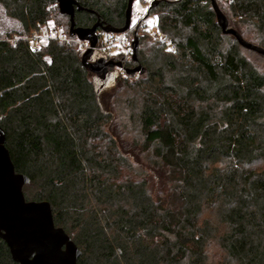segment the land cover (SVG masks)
I'll list each match as a JSON object with an SVG mask.
<instances>
[{"label":"trees","instance_id":"obj_1","mask_svg":"<svg viewBox=\"0 0 264 264\" xmlns=\"http://www.w3.org/2000/svg\"><path fill=\"white\" fill-rule=\"evenodd\" d=\"M127 1L77 0L75 26L122 28ZM214 1L264 49V0ZM210 2L151 3L156 37L136 24L124 64L143 73L97 87L56 0H0L22 30L0 38L5 148L78 264H264V56L222 34ZM50 28L67 40L37 43ZM0 264H15L1 239Z\"/></svg>","mask_w":264,"mask_h":264},{"label":"water","instance_id":"obj_2","mask_svg":"<svg viewBox=\"0 0 264 264\" xmlns=\"http://www.w3.org/2000/svg\"><path fill=\"white\" fill-rule=\"evenodd\" d=\"M59 10L69 17V35L79 42L87 43L82 55L83 66L98 76H105L109 69H124L120 61L98 59L89 62L88 58L96 50L102 34H124L131 28V12L134 0H128L125 21L122 28L104 26L98 21L91 27H76L75 12H81L82 6L77 0H56ZM152 6L158 3L153 0ZM216 15L222 34L236 39L244 49L264 56V49L249 44L233 29L228 27L227 18L214 0L210 2ZM100 29V33H98ZM138 40L134 38L130 45L132 60L135 62ZM127 75L141 74L143 68L137 66L124 71ZM9 152L5 148V133L0 127V239L6 244L15 264H78L80 251L63 229L55 226L51 205L46 201H26L23 187L29 183L25 175L15 172Z\"/></svg>","mask_w":264,"mask_h":264},{"label":"rangeland","instance_id":"obj_3","mask_svg":"<svg viewBox=\"0 0 264 264\" xmlns=\"http://www.w3.org/2000/svg\"><path fill=\"white\" fill-rule=\"evenodd\" d=\"M153 0H134L133 5H132V12H131V27L133 28L136 26V24L140 26L144 23L146 24V30L150 33H152V37H156V19L153 15H149L148 17H145L143 19L144 21H140L139 19L143 18V16L146 15L147 9L150 6L151 2ZM140 23V24H139ZM51 27V26H50ZM132 28L127 32L125 39L128 42V45L126 43L124 44H119L120 42L115 43V45L111 49H106V50H95L93 54L88 58L89 62H95L100 58L105 59V56L118 52L120 53L119 61H123V64L127 65V61L130 60L131 56V50H130V45L133 42L134 38L132 36L131 30ZM21 26L17 21L14 19H11L7 17L4 13V10L2 9L0 5V38L8 32H15V33H21ZM103 35V34H102ZM110 37H107L106 35H103L100 37V41L98 45L105 46L109 43ZM83 43V52L85 53L84 49L85 46H88L87 43ZM122 59V60H121ZM256 64H258L259 68H261V71H264V61H259L256 60ZM124 66V65H123ZM126 67V66H125ZM119 69H114L112 71H109L105 76H98L94 79L95 84L97 87H102L105 84H108L111 79H113L114 76L118 74ZM122 72H124V69H120Z\"/></svg>","mask_w":264,"mask_h":264},{"label":"built area","instance_id":"obj_4","mask_svg":"<svg viewBox=\"0 0 264 264\" xmlns=\"http://www.w3.org/2000/svg\"><path fill=\"white\" fill-rule=\"evenodd\" d=\"M143 19H145V16H143V18H141V19H139V22L142 20V21H144ZM140 24V23H139ZM140 29H141V31H144V30H146V24H142L141 26H140ZM126 34L127 33H124V34H120V35H116V36H112L111 37V35L109 36L110 38L109 39H111V40H109V43L107 44V45H105V46H102L101 48H99L98 46H97V48H96V50H106V49H110V48H112L114 45H115V43H117V42H120V43H126L127 45H128V42H127V40L125 39V37H126ZM36 41H37V43L39 42V41H41V40H45V39H59L60 41H65V40H67V39H65V38H63V37H60L59 36V34H58V32H57V29H53V28H50L49 30H47L45 33H41L40 35H38L37 37H35L34 38ZM27 42L28 43H30V44H32L31 42H33V38H28L27 39ZM82 43V42H81ZM86 44V43H85ZM84 44V45H85ZM87 49V46H85V49L84 50H86Z\"/></svg>","mask_w":264,"mask_h":264},{"label":"flooded vegetation","instance_id":"obj_5","mask_svg":"<svg viewBox=\"0 0 264 264\" xmlns=\"http://www.w3.org/2000/svg\"><path fill=\"white\" fill-rule=\"evenodd\" d=\"M131 28H132V27H131ZM131 28H130V29H131ZM123 65H124V64H123Z\"/></svg>","mask_w":264,"mask_h":264}]
</instances>
